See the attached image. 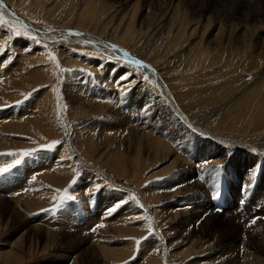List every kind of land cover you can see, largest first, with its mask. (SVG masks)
<instances>
[{"label":"rangeland","instance_id":"1","mask_svg":"<svg viewBox=\"0 0 264 264\" xmlns=\"http://www.w3.org/2000/svg\"><path fill=\"white\" fill-rule=\"evenodd\" d=\"M0 2V264H87L82 235L104 264H227L264 223V0Z\"/></svg>","mask_w":264,"mask_h":264},{"label":"bare ground","instance_id":"2","mask_svg":"<svg viewBox=\"0 0 264 264\" xmlns=\"http://www.w3.org/2000/svg\"><path fill=\"white\" fill-rule=\"evenodd\" d=\"M232 1V0H231ZM243 1V0H242ZM245 1H247V0H244V2ZM246 3V2H245ZM248 3V2H247ZM252 3V2H251ZM0 5L9 13V10L6 8V6H5V4L4 3H2V2H0ZM195 5V4H194ZM0 6V7H1ZM3 8H2V10H3ZM197 10V9H196ZM12 17H15L16 18V16L14 15V14H12L11 12L9 13ZM19 20V19H18ZM21 23H23V21L22 20H19ZM24 25H26V27L28 26L26 23H24ZM34 30V29H33ZM32 31V30H31ZM37 34V36L38 35H40L39 33H36ZM146 67H147V65H146ZM142 70H144L145 72H146V69H145V66H143L142 67ZM148 70V69H147ZM150 70H152L151 68H150ZM149 70V71H150ZM152 73H153V71H152ZM134 80V79H133ZM119 128V127H118ZM133 133H137V132H133ZM67 135H68V137H71L69 140H66L65 139V144L66 145H68L69 147H70V149L72 150V152L71 153H73V146H74V144H73V137H72V134H70L69 133V131L67 132ZM131 136V135H130ZM135 136V135H134ZM142 137H140V139H141ZM132 139V138H131ZM220 139V141H222V142H224V139H221V138H219ZM134 140V139H133ZM137 140V139H136ZM147 140V139H146ZM107 142V141H106ZM115 142V141H114ZM235 142H237V141H235ZM235 142L234 141H228L227 140V143H229V144H235ZM138 145H139V143H138ZM120 146V145H119ZM149 146V145H148ZM118 147V146H117ZM116 147V148H117ZM153 147V146H152ZM243 147V146H242ZM162 148V147H161ZM115 149V148H114ZM152 149V148H151ZM165 149V148H164ZM153 150V149H152ZM171 150V149H170ZM151 152V151H150ZM112 153V152H111ZM152 153V152H151ZM160 153V152H159ZM155 155V154H154ZM161 155V154H160ZM165 155V154H164ZM168 156V155H167ZM154 157V156H153ZM161 157V156H160ZM176 160V162H178L179 160H177V159H175ZM175 162V163H176ZM78 163L79 164H81L80 166L82 167V168H84L85 169V163L83 162V161H81V159H78ZM182 165H184V163L182 164ZM88 169V168H87ZM180 169H182V168H180ZM185 170H187V169H185ZM188 172H191V168L188 170ZM115 174H117L116 172H115ZM186 175V174H185ZM184 176V175H183ZM18 177V176H17ZM107 178H110L109 176H107ZM192 178L193 177H187V178H184L185 180H189L190 182L192 181ZM182 182V181H181ZM120 184V183H119ZM118 184V186H120ZM188 184V183H187ZM194 184V183H193ZM191 184L192 186H193V188L194 189H196L197 191H199V193H203L202 191H201V189H197V187L199 186V185H197V184ZM24 185V184H23ZM23 185H22V187H23ZM18 187V186H17ZM187 187V186H186ZM2 188H4L3 186H1V188H0V212L2 213H4V211H6V207H7V205H5V198H4V196L5 195H3V194H5V193H9L10 191H11V189H9V187L7 188V189H3L2 190ZM20 188H21V185H20ZM154 188V187H153ZM152 188V189H153ZM192 188V189H193ZM188 189V188H187ZM12 190H14L13 188H12ZM186 190V189H185ZM155 191V190H154ZM204 194V193H203ZM252 200H253V198H252ZM260 201V200H259ZM257 203V202H256ZM255 204V203H254ZM15 205V204H14ZM27 205V204H26ZM255 205H257L258 207H264V197H263V199L261 200V204L258 202L257 204H255ZM206 206H207V204H206ZM256 206V207H257ZM29 207V206H28ZM208 207V206H207ZM255 207V208H256ZM16 208H18V207H16ZM5 209V210H4ZM229 209V208H228ZM9 210V209H8ZM209 210L207 209L206 210V212H208ZM13 213H10V220L8 221V223H19V224H21V226H22V230H25V231H27V233H28V229H33V231L31 232V233H29L30 235H31V237L33 238L34 236H36V234L38 233V231L37 230H39V227L36 225H30L28 222L29 221H26V218H22V215H21V213L20 212H18L17 210L16 211H12ZM200 212V211H199ZM263 212V211H262ZM204 212H202V214H203ZM209 213V212H208ZM5 214V213H4ZM229 214H231V213H229ZM234 215V214H233ZM9 216V215H8ZM196 217V216H195ZM234 217V216H233ZM198 218L200 219V218H202V216L200 217L199 215H198ZM1 219V218H0ZM186 221V220H185ZM232 222V221H231ZM206 223V222H205ZM229 223V222H228ZM230 224V223H229ZM184 225H185V223H184ZM188 225H190V223L188 224ZM187 225V226H188ZM231 225V224H230ZM18 226V225H17ZM245 226L246 225H244L243 227H240V226H236V224H234V225H231V232H232V238H233V244H231V245H229V247L230 246H232L233 245V248L235 249L236 248V251L235 252H232L233 253V255H232V257L231 258H229V257H227V261H226V263L227 264H232V263H235L236 262V264H241L240 263V259L242 260V258H245V259H249V262L248 263H246V264H256V262H257V259H256V256L251 252L252 251V246L253 247H255V246H258V245H260V246H262V247H264V223H256V225L254 226L255 228L253 229V230H250V231H248V230H246L245 229ZM252 226V225H251ZM31 227V228H30ZM31 229V230H32ZM40 231V230H39ZM219 231V230H218ZM182 233V232H181ZM215 233V232H214ZM213 233V234H214ZM257 234V236L256 237H253V234ZM77 234V233H76ZM23 235V234H22ZM38 235V234H37ZM39 235H40V233H39ZM80 235V234H79ZM28 236V235H27ZM26 236V237H27ZM44 236V235H43ZM47 236V235H46ZM72 236L74 237V235L72 234ZM78 236V235H77ZM88 236H90V235H88ZM22 237V236H21ZM37 237V236H36ZM214 237V236H213ZM31 238V239H32ZM38 238V237H37ZM208 238V237H207ZM206 238V239H207ZM50 239V238H49ZM258 239V240H257ZM77 240V239H76ZM208 240V239H207ZM213 240V239H212ZM34 241V240H33ZM68 241H72L73 242V244H74V249L72 250L73 251V253L74 254H77L78 256H80V259H83V260H86V261H89L87 264H104V263H102L103 261H104V259H103V261L101 262V256H102V253H101V251L100 250H97L95 247H93V244H91V242H90V240H88V237L87 236H83L82 235V237H81V239L80 238H78V240L76 241V242H74V240L72 239V237L68 240ZM215 241V240H214ZM214 241H212V242H214ZM30 242H31V240H30ZM54 242V241H53ZM66 242V241H65ZM76 243V244H75ZM210 245V244H209ZM228 245V244H227ZM30 246H31V243H30ZM226 249H227V247H226ZM231 249V248H230ZM249 249H251V251L249 250ZM227 251H229V249H227ZM230 253V252H229ZM231 253V254H232ZM257 253V252H256ZM264 253V252H263ZM231 254H227V255H231ZM88 256V258H89V256H91L93 259H85L86 257ZM252 256H254V257H252ZM260 256V255H259ZM113 257V256H112ZM252 257V258H251ZM79 259V260H80ZM234 259V261H232ZM83 260H81V261H83ZM75 261H76V259H75ZM243 261L245 262V260L243 259ZM251 261V262H250ZM199 262V261H198ZM242 262V261H241ZM260 262H261V260H260ZM74 263V262H73ZM199 263H201V261L199 262ZM85 264V263H84ZM208 264H213V263H208ZM259 264H261V263H259ZM262 264H264V263H262Z\"/></svg>","mask_w":264,"mask_h":264},{"label":"snow or ice","instance_id":"3","mask_svg":"<svg viewBox=\"0 0 264 264\" xmlns=\"http://www.w3.org/2000/svg\"><path fill=\"white\" fill-rule=\"evenodd\" d=\"M0 19H2V17H0ZM16 35H19V33H16ZM139 63V62H137ZM131 81H129L130 83ZM53 146H55V142H53ZM21 155H27V153H22ZM15 163H20L19 160H16ZM11 167V165H8V166H5V167H2L0 168V173H4V172H7L8 171V168ZM110 214V213H109ZM252 223H255V219H253ZM139 243V242H138Z\"/></svg>","mask_w":264,"mask_h":264},{"label":"water","instance_id":"4","mask_svg":"<svg viewBox=\"0 0 264 264\" xmlns=\"http://www.w3.org/2000/svg\"><path fill=\"white\" fill-rule=\"evenodd\" d=\"M10 12L13 14V12L9 9V13H10Z\"/></svg>","mask_w":264,"mask_h":264}]
</instances>
